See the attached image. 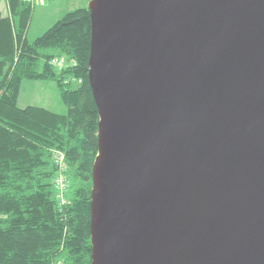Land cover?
Returning a JSON list of instances; mask_svg holds the SVG:
<instances>
[{"label":"water","instance_id":"obj_1","mask_svg":"<svg viewBox=\"0 0 264 264\" xmlns=\"http://www.w3.org/2000/svg\"><path fill=\"white\" fill-rule=\"evenodd\" d=\"M90 264H264V0H89Z\"/></svg>","mask_w":264,"mask_h":264},{"label":"trees","instance_id":"obj_2","mask_svg":"<svg viewBox=\"0 0 264 264\" xmlns=\"http://www.w3.org/2000/svg\"><path fill=\"white\" fill-rule=\"evenodd\" d=\"M5 1L8 13L0 16V264H90L99 116L87 75L88 5L64 12L28 40L33 0ZM54 55L65 57L64 67L50 63ZM25 81L53 83L64 111L19 106ZM54 150L62 151L67 163L65 202L53 182Z\"/></svg>","mask_w":264,"mask_h":264},{"label":"rangeland","instance_id":"obj_3","mask_svg":"<svg viewBox=\"0 0 264 264\" xmlns=\"http://www.w3.org/2000/svg\"><path fill=\"white\" fill-rule=\"evenodd\" d=\"M34 4V10L32 12V17L29 23V27L27 30V38L28 40H32L35 37L41 35L46 29H48L55 21V19L58 18L59 15H62V13L74 9L76 7L80 6H87L89 0H33ZM3 6H5L4 0H0V10L2 11ZM53 60H63V65L61 67L56 68H62L64 67L66 61L65 57L63 55H54L52 58ZM73 85H79L80 80H73ZM18 105L19 106H26V105H40L44 106L48 109H51L56 112H63L64 111V105L61 103L58 92L56 90H50L47 87H25L20 93V97L18 99ZM60 151V150H54L53 151V164L54 163V152ZM63 157L64 162V171H62V175L65 178V187L63 190L59 193L57 189V197L60 200V202H65V192L68 186V178L66 176V170H67V163L65 159V155L62 151H60ZM56 167V165H55ZM59 175V170L55 172V177L53 179V182L55 183V180L57 176ZM71 183V182H69ZM72 184L74 186L78 185L77 181H72ZM58 262H61L62 264H65L62 260H59Z\"/></svg>","mask_w":264,"mask_h":264},{"label":"built area","instance_id":"obj_4","mask_svg":"<svg viewBox=\"0 0 264 264\" xmlns=\"http://www.w3.org/2000/svg\"><path fill=\"white\" fill-rule=\"evenodd\" d=\"M50 63L53 66L56 67H61L63 65V60L59 59V60H53L51 59ZM62 153L60 151H55L54 152V163L57 167V170H59V175L57 176L56 180H55V185L59 191V193L63 190V188L65 187V178L62 175V171H64V162H63V157L61 155ZM59 264H62L61 262H59Z\"/></svg>","mask_w":264,"mask_h":264},{"label":"crops","instance_id":"obj_5","mask_svg":"<svg viewBox=\"0 0 264 264\" xmlns=\"http://www.w3.org/2000/svg\"><path fill=\"white\" fill-rule=\"evenodd\" d=\"M4 3H5V6H3V8H2V11L0 10V16H3V15H6L7 13H8V6H7V3H6V1L4 0ZM63 14V13H62ZM60 16V15H59ZM58 16V17H59ZM56 20V19H55ZM34 87V88H36V87H47L48 89H50V90H56V88H55V85L53 84V83H50V82H41V81H25V82H23V84H22V86H21V91L23 90V89H25V87ZM21 91H20V93H21ZM56 92H57V90H56ZM19 97H20V95H19ZM19 99V98H18Z\"/></svg>","mask_w":264,"mask_h":264}]
</instances>
